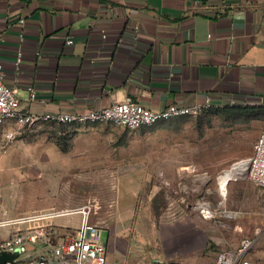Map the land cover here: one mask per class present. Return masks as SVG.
Listing matches in <instances>:
<instances>
[{
	"label": "crops",
	"instance_id": "0c3cea01",
	"mask_svg": "<svg viewBox=\"0 0 264 264\" xmlns=\"http://www.w3.org/2000/svg\"><path fill=\"white\" fill-rule=\"evenodd\" d=\"M20 48L24 55L17 67ZM0 61L22 108L39 114L82 112L127 97L153 110L206 95L217 103L234 98L240 106L264 107V0H0ZM38 126L18 128L11 142L1 132L0 163L31 147ZM149 127L92 124L81 128L67 149L94 157L106 171H144L124 166L136 164L125 161L138 150L153 149L158 128ZM80 164V170L93 169V163ZM239 180L250 184L252 199H264L246 176L232 181ZM227 213L232 219L242 215ZM211 225L183 214L160 235L163 251L152 248L157 241L142 232L140 220L102 229L108 231L112 263L215 264L226 250H207Z\"/></svg>",
	"mask_w": 264,
	"mask_h": 264
},
{
	"label": "rangeland",
	"instance_id": "374dc122",
	"mask_svg": "<svg viewBox=\"0 0 264 264\" xmlns=\"http://www.w3.org/2000/svg\"><path fill=\"white\" fill-rule=\"evenodd\" d=\"M91 125H40L36 127L39 137L30 142L31 147L1 161L0 219L91 204L92 224L111 229L118 222L131 225L140 220L142 232L150 241H157L152 248L163 251V231L183 214L202 217L192 206L204 198L219 209L215 218L206 219L212 224L207 250L235 249L250 239L249 258L264 263V199H252L251 186L243 180L229 183L225 199L220 194L221 175L252 154L264 131V107H218L150 126L158 128L153 149L138 150L125 161L134 159L136 164L124 166H144V171H106L94 157L71 153L67 149L71 139ZM84 161L93 163L89 165L93 169L80 170ZM227 210L242 215L232 219L223 214ZM55 221L74 227L81 222V215ZM7 235L8 228H0V240ZM107 239L108 231L102 229L101 241Z\"/></svg>",
	"mask_w": 264,
	"mask_h": 264
},
{
	"label": "built area",
	"instance_id": "2783aa9c",
	"mask_svg": "<svg viewBox=\"0 0 264 264\" xmlns=\"http://www.w3.org/2000/svg\"><path fill=\"white\" fill-rule=\"evenodd\" d=\"M20 22L25 21L21 19ZM103 35L106 36L105 31ZM134 39H138L137 35ZM23 40L21 38V42ZM72 43L73 40L69 39L68 44ZM23 55L20 48L16 58L17 67H20ZM6 77V70L0 61V133H3L6 142L17 137L18 128H32L41 124H112L137 130L172 118L198 116L212 108L239 105L234 98H225L217 103L212 96L206 95L191 103H172L164 109L153 110L127 97L123 101L82 112L39 114L22 108L17 89L7 83ZM36 96V90L30 88V99L35 100ZM242 161L246 162V178L264 192V131L256 139L252 154ZM192 209L205 219H213L219 212L204 198L197 200ZM92 211V205L85 204L72 210L32 211L12 219H0V228H8V235L0 240V255H14L4 264H120L109 261L107 244L101 241L102 228L89 220ZM73 214L81 215L77 227L62 226L55 221L61 216ZM223 214L233 215L225 211ZM252 247L253 241L244 239L237 248L220 253L215 264H264L249 258ZM150 264L183 263L156 260Z\"/></svg>",
	"mask_w": 264,
	"mask_h": 264
},
{
	"label": "bare ground",
	"instance_id": "6f19581e",
	"mask_svg": "<svg viewBox=\"0 0 264 264\" xmlns=\"http://www.w3.org/2000/svg\"><path fill=\"white\" fill-rule=\"evenodd\" d=\"M246 162L240 161L235 163L230 169L226 170L220 179L221 195L227 196L229 192L230 181L238 178L239 176H245ZM7 220V219H6Z\"/></svg>",
	"mask_w": 264,
	"mask_h": 264
},
{
	"label": "water",
	"instance_id": "95a60500",
	"mask_svg": "<svg viewBox=\"0 0 264 264\" xmlns=\"http://www.w3.org/2000/svg\"><path fill=\"white\" fill-rule=\"evenodd\" d=\"M14 255H9V254H2L0 255V264H4V262L8 259H12Z\"/></svg>",
	"mask_w": 264,
	"mask_h": 264
},
{
	"label": "trees",
	"instance_id": "16d2710c",
	"mask_svg": "<svg viewBox=\"0 0 264 264\" xmlns=\"http://www.w3.org/2000/svg\"><path fill=\"white\" fill-rule=\"evenodd\" d=\"M238 106H240V105H236V106H228V107H238Z\"/></svg>",
	"mask_w": 264,
	"mask_h": 264
}]
</instances>
